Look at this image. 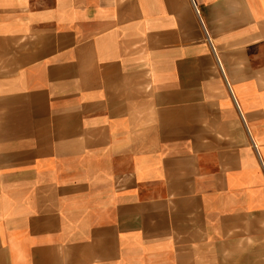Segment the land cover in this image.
<instances>
[{"label": "crops", "instance_id": "1", "mask_svg": "<svg viewBox=\"0 0 264 264\" xmlns=\"http://www.w3.org/2000/svg\"><path fill=\"white\" fill-rule=\"evenodd\" d=\"M0 264H264V0H0Z\"/></svg>", "mask_w": 264, "mask_h": 264}]
</instances>
